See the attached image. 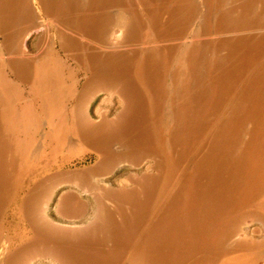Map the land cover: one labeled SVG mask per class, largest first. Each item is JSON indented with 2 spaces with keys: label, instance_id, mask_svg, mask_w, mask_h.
Wrapping results in <instances>:
<instances>
[{
  "label": "rangeland",
  "instance_id": "1",
  "mask_svg": "<svg viewBox=\"0 0 264 264\" xmlns=\"http://www.w3.org/2000/svg\"><path fill=\"white\" fill-rule=\"evenodd\" d=\"M20 1L0 264H264V0Z\"/></svg>",
  "mask_w": 264,
  "mask_h": 264
},
{
  "label": "bare ground",
  "instance_id": "2",
  "mask_svg": "<svg viewBox=\"0 0 264 264\" xmlns=\"http://www.w3.org/2000/svg\"><path fill=\"white\" fill-rule=\"evenodd\" d=\"M25 1V0H24ZM43 1V0H42ZM22 2V4H25L22 0L20 1V3ZM31 2V4H34V5H41V8H42V10L44 11V8H43V6H42V4H41V1H39V0H31L30 1ZM51 2H52V0H51ZM44 3V2H43ZM21 4V5H22ZM49 4H51V3H49ZM20 8H21V6H20ZM28 8V7H27ZM58 8H59V6H58ZM61 9V8H60ZM62 9H64V8H62ZM65 10V9H64ZM92 10V9H91ZM45 12V11H44ZM60 12V11H59ZM46 13V12H45ZM61 13V12H60ZM102 13V12H101ZM61 15H64V13L63 14H61ZM60 15V16H61ZM69 15H71V14H69ZM56 16V15H55ZM54 16V17H55ZM60 16H58V17H60ZM65 16V15H64ZM118 17V16H117ZM65 19V18H64ZM58 20H60V19H58ZM95 20V19H94ZM66 21H67V19H66ZM69 21V20H68ZM73 20H71V22H72ZM57 22H59V21H57ZM96 22H98V21H96ZM95 22V23H96ZM73 23V22H72ZM71 23V25L73 26V24ZM99 23V22H98ZM82 24V23H81ZM89 24V23H88ZM43 25V24H42ZM63 25V24H62ZM65 25V24H64ZM70 25V26H71ZM75 25V24H74ZM87 25V24H86ZM96 25H97V23H96ZM164 25V24H163ZM59 26V25H58ZM92 26H94V25H92ZM44 27V26H43ZM63 27V26H62ZM65 27H66V25H65ZM61 28V27H60ZM64 28V27H63ZM72 28V27H71ZM117 28L118 29H120L121 28V23H120V21H119V19L118 18H116V22L112 25V30L114 31L115 29L117 30ZM161 28V27H160ZM67 29V28H66ZM125 29V28H124ZM122 30H123V28H122ZM42 31H44V32H40V33H45V35L47 34V28L45 29V30H42ZM64 31V30H63ZM162 31H164V30H162ZM115 32V31H114ZM155 32H157V31H155ZM62 32L59 30V27L57 28V30H56V35L59 37V35L61 34ZM160 33V32H159ZM162 33H164V32H162ZM42 34H40V35H42ZM69 34V33H68ZM67 34V35H68ZM161 34V33H160ZM61 35H64V34H61ZM66 35V36H67ZM65 36V37H66ZM63 37V36H62ZM65 37H64V39H65ZM69 38V37H68ZM125 38V37H124ZM69 39H71V37L69 38ZM60 40V39H59ZM73 40V39H72ZM40 41V40H39ZM61 41V40H60ZM67 43V40H66V42H65V44ZM71 43V42H70ZM72 45H75L74 44V41H72ZM76 43V42H75ZM57 44V43H56ZM58 44H59V41H58ZM60 44H62L61 42H60ZM66 45H68V44H66ZM65 45V46H66ZM62 46H64V45H62ZM76 46V45H75ZM78 46V45H77ZM70 47H71V45H70ZM68 48V47H67ZM72 48V47H71ZM75 48V47H74ZM76 48H78V47H76ZM70 48H68V50H69ZM66 50V49H65ZM159 49H157V51H158ZM70 51V50H69ZM155 51V50H154ZM154 51H153V49H152V53H154ZM77 52V51H76ZM82 53V52H81ZM81 53H78V54H81ZM85 53V52H84ZM149 53H151V52H149ZM70 54V53H69ZM78 54H76L75 53V55H78ZM85 55H87V54H85ZM82 56V55H81ZM75 57V56H74ZM79 57H80V55H79ZM79 57H76V58H79ZM92 58V57H91ZM140 59V58H139ZM144 59H146V58H144ZM80 60V59H79ZM158 61V60H157ZM91 62H93V61H91ZM91 62L89 63V64H91ZM159 62V61H158ZM157 63V62H156ZM111 64H114V65H116L114 62L113 63H111ZM138 64V63H137ZM155 65H157V64H155ZM118 66V65H117ZM120 66V65H119ZM137 66V65H136ZM139 67V66H138ZM115 68V67H114ZM118 69H121L120 67L118 68ZM139 69V68H138ZM47 70H48V68H47ZM115 70H117V69H115ZM156 70V69H155ZM115 73V72H114ZM155 73H157L156 71H155ZM112 80V79H111ZM119 82V81H118ZM145 82H146V80H145ZM229 83H231V82H229ZM157 84V83H156ZM220 86V85H219ZM218 86V87H219ZM229 86H230V84H229ZM136 88V87H135ZM125 89V88H124ZM219 88H217L216 90H218ZM224 89V88H223ZM122 90V89H121ZM251 91H252V89H250ZM218 91H220V89L218 90ZM231 91L232 90H230V93H231ZM122 92V91H121ZM217 92V91H216ZM225 92V91H224ZM256 91L254 90V93H255ZM229 93V92H228ZM222 94V93H221ZM254 95V94H253ZM225 97V96H224ZM229 98V97H228ZM255 98V97H254ZM226 99V98H225ZM193 101V100H192ZM218 101V100H217ZM222 101V100H221ZM126 102V101H125ZM194 102V101H193ZM225 102V101H224ZM254 102H256V101H254ZM214 103H217V102H214ZM220 103V102H219ZM218 103V104H219ZM47 105H49L48 103H47ZM251 109V108H250ZM254 109V108H253ZM249 110V109H248ZM255 110V109H254ZM253 110V111H254ZM249 112V111H248ZM190 113H192V112H190ZM199 119V118H198ZM200 120V119H199ZM206 120V119H205ZM203 124V123H202ZM235 124H236V122H235ZM234 124V125H235ZM229 125V124H228ZM227 126V125H226ZM181 127V126H180ZM228 127V126H227ZM231 127V126H230ZM226 128H224L223 130H225ZM182 130V129H181ZM180 131V130H179ZM193 136V135H192ZM173 137H175V136H173ZM177 137H179V136H177ZM189 137V136H188ZM221 137H223V136H221ZM196 138V137H195ZM224 138V137H223ZM225 138H227V137H225ZM174 139V138H173ZM175 139H177V138H175ZM190 139H191V137H190ZM194 139V138H193ZM221 139V138H220ZM228 139V138H227ZM187 140V139H186ZM188 140H189V138H188ZM176 141H178V139L176 140ZM190 141V140H189ZM173 142H174V140H173ZM197 142V141H196ZM221 142V141H220ZM194 143V142H193ZM192 143V140H191V145L193 144ZM189 144H190V142H189ZM188 145V144H187ZM227 145V144H226ZM189 146V145H188ZM193 147H194V145H192ZM228 146V145H227ZM193 147H191V148H193ZM224 149V148H223ZM226 150V149H225ZM223 151V150H222ZM221 151V152H222ZM227 151V150H226ZM225 152V151H224ZM262 156V155H261ZM239 159V158H238Z\"/></svg>",
  "mask_w": 264,
  "mask_h": 264
},
{
  "label": "crops",
  "instance_id": "3",
  "mask_svg": "<svg viewBox=\"0 0 264 264\" xmlns=\"http://www.w3.org/2000/svg\"><path fill=\"white\" fill-rule=\"evenodd\" d=\"M112 16H113V15H112ZM114 16H115V15H114ZM112 23H113V21H111V25H112ZM120 23H121V22H120ZM122 25H123V24L121 23V27H122ZM111 29H112V28H111ZM112 31H113V30H112Z\"/></svg>",
  "mask_w": 264,
  "mask_h": 264
}]
</instances>
